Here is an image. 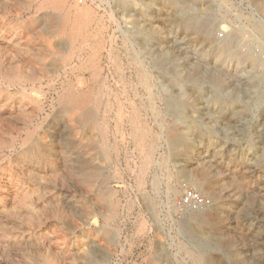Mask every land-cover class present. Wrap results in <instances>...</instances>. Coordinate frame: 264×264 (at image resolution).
<instances>
[{
	"label": "rangeland",
	"instance_id": "rangeland-1",
	"mask_svg": "<svg viewBox=\"0 0 264 264\" xmlns=\"http://www.w3.org/2000/svg\"><path fill=\"white\" fill-rule=\"evenodd\" d=\"M81 1L0 0V264H264V0Z\"/></svg>",
	"mask_w": 264,
	"mask_h": 264
},
{
	"label": "built area",
	"instance_id": "built-area-1",
	"mask_svg": "<svg viewBox=\"0 0 264 264\" xmlns=\"http://www.w3.org/2000/svg\"><path fill=\"white\" fill-rule=\"evenodd\" d=\"M79 3H82L81 0H79ZM223 35L218 34V39H222ZM207 203L205 199L197 193L195 190L190 188H185L183 195H182V202L181 205L187 209L196 210L200 207L205 206Z\"/></svg>",
	"mask_w": 264,
	"mask_h": 264
},
{
	"label": "bare ground",
	"instance_id": "bare-ground-1",
	"mask_svg": "<svg viewBox=\"0 0 264 264\" xmlns=\"http://www.w3.org/2000/svg\"><path fill=\"white\" fill-rule=\"evenodd\" d=\"M51 4V3H50ZM55 5V4H54ZM85 14V13H84ZM79 22V21H78ZM80 23V22H79ZM77 25V24H76ZM82 25V24H81ZM74 28V27H73ZM77 28V27H76ZM78 29V28H77ZM76 29V30H77ZM63 30H64V27H63ZM62 30V31H63ZM80 29H78V31H79ZM65 31V30H64ZM72 31V30H71ZM76 32V31H75ZM77 33V32H76ZM77 36H78V34H77ZM74 36H72V38H73ZM71 38V37H70ZM76 38V37H75ZM94 64V63H93ZM92 64V65H93ZM95 68H96V66H95ZM57 99V98H56ZM71 100H73L72 98H70ZM79 100V99H78ZM69 101V100H68ZM73 102V101H72ZM77 102V101H76ZM71 103V102H70ZM77 103H79V102H77ZM81 104V103H80ZM67 105V104H66ZM69 106V105H68ZM82 107V106H81ZM79 112V111H78ZM87 117V116H86ZM136 117V116H135ZM135 120V119H134ZM177 142V141H176ZM148 164H149V160H148V163L144 166V169L146 170V168H147V166H148ZM142 171V170H141ZM143 176H144V171H143V173H142V177H141V181H142V178H143ZM140 181V186H142V182Z\"/></svg>",
	"mask_w": 264,
	"mask_h": 264
}]
</instances>
